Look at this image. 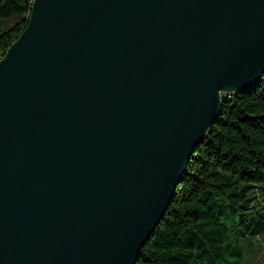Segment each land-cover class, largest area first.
Segmentation results:
<instances>
[{"label":"water","instance_id":"obj_1","mask_svg":"<svg viewBox=\"0 0 264 264\" xmlns=\"http://www.w3.org/2000/svg\"><path fill=\"white\" fill-rule=\"evenodd\" d=\"M263 70L264 0H32L0 59V264H134Z\"/></svg>","mask_w":264,"mask_h":264},{"label":"trees","instance_id":"obj_2","mask_svg":"<svg viewBox=\"0 0 264 264\" xmlns=\"http://www.w3.org/2000/svg\"><path fill=\"white\" fill-rule=\"evenodd\" d=\"M32 0H0V59L25 29ZM264 232V70L221 97L166 211L134 264H239Z\"/></svg>","mask_w":264,"mask_h":264},{"label":"rangeland","instance_id":"obj_3","mask_svg":"<svg viewBox=\"0 0 264 264\" xmlns=\"http://www.w3.org/2000/svg\"><path fill=\"white\" fill-rule=\"evenodd\" d=\"M227 93L229 92H221V96ZM250 243L251 246H248L247 242L243 243L244 248L239 264H264V232L262 236L251 239Z\"/></svg>","mask_w":264,"mask_h":264}]
</instances>
